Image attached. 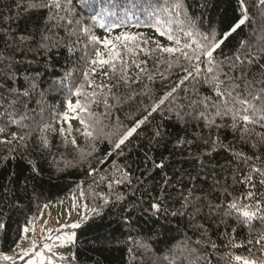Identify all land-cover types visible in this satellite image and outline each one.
Listing matches in <instances>:
<instances>
[{
	"label": "snow or ice",
	"instance_id": "1",
	"mask_svg": "<svg viewBox=\"0 0 264 264\" xmlns=\"http://www.w3.org/2000/svg\"><path fill=\"white\" fill-rule=\"evenodd\" d=\"M239 4L242 18L229 31L218 35L212 29L207 32L198 30L194 18L187 14L185 0H154L147 8L137 5L134 0L131 5L128 0H27L25 11L45 9L49 23L44 26V31L36 30L19 37L8 36L4 42L5 51L9 54L0 52V107L8 115L18 111L21 106L26 107L27 101L39 88L36 77H26V87L17 86L16 65L21 61L16 59V53L47 54L60 47L67 49L70 54L81 53L80 60L84 65L82 79H76L69 70L60 81L61 90L67 88L69 95L75 96L76 100L73 103L72 99H67V112L62 116L57 114L61 121L58 134L63 147L67 149L70 145L75 151L77 164L87 163L90 169L88 174L93 177L99 175L100 180L96 181L94 178L93 183L99 186L103 182L107 191L96 192L95 196L103 200L105 205L125 200L120 186L132 185L131 165L119 166L113 162L111 170L103 167L91 168V159L95 158L94 153L97 151L96 144L107 141L111 145L105 159L100 161L101 166L105 165L107 157L113 153L124 155L122 146L126 147V142H130V138L138 134L137 130L148 122L153 112H157L166 101H174L181 92L188 100V106L198 112L197 119L202 122L200 132L192 139L178 138L176 146H187L190 150L193 145H198L203 149L198 150L196 155V159L200 160L199 170L195 176L186 173L187 184L183 177L180 178L179 191L172 178L165 174L163 186L150 198L148 208L144 211H151L158 218L169 215L187 216L190 230L199 235L195 240L188 237L186 241L170 249L167 255L154 260L153 264H209L205 253L208 248L218 250V245L199 223L205 209L209 210L210 215L222 213L219 223H224L225 218L235 217L239 224L249 228L247 235L240 241L236 240V228L222 234L228 241L226 247L243 248L248 253L229 254L228 264H264V131H256L257 125L264 129V34L255 42L241 40L232 57L218 59L217 53L228 37L248 20L245 0H239ZM259 4L264 6V0H259ZM16 7L20 8L21 4L17 3ZM79 9L87 11L89 15L85 17ZM133 18L136 27H151L159 36L166 37L170 44L165 46L156 40L151 42L154 47H149V40L143 34L129 31L112 35L115 29L126 28ZM97 26L107 33L103 38L95 35L93 29ZM59 30L64 32L63 38L59 36ZM178 32L185 39L182 40ZM173 76L176 79L171 80L164 95L144 108L145 115L134 120L131 126L120 123L117 116V124L114 125L117 131H105L109 126L103 123L101 117H110L114 110L118 111L123 104L137 96H149L150 84L157 77L165 81ZM140 85L143 87L138 91L137 87ZM202 88H207L209 94L202 95ZM101 106L105 111L98 114L95 109ZM176 115L182 118L180 111ZM25 119V116H21L20 120L13 118L10 124L23 127L25 125L22 122ZM73 119L82 128L76 129V134L88 144L90 150L85 151L78 144L77 135H73ZM64 122L68 123L67 129L63 127ZM38 131L40 135L37 136V141L41 151L50 150L52 141L49 133L56 134L57 128L53 124L45 123ZM226 131H231L234 140L242 145L241 148L237 149L233 143L225 144L226 137L223 133ZM5 133L6 129L0 127V134ZM10 135L11 140H0V143L8 145L25 139L17 132H11ZM162 138L163 134L157 128L149 143H159ZM245 148L249 151H245ZM15 150L10 148L9 152ZM220 151L230 154L228 167L222 171L229 172L231 184L226 179L222 183L217 178L215 167L210 172L207 171L205 161L212 158L213 153ZM145 155V163L151 160L155 168L166 167L163 162L157 163L147 153ZM33 171H36L35 167ZM102 172L104 174L101 175ZM209 176L212 183L205 187ZM201 177L204 179L201 180ZM137 182L143 183L139 177ZM169 185L171 190L167 187ZM77 187L79 189L80 185ZM212 192L223 194L226 207L219 200L213 202L208 198ZM80 194L84 195L83 190ZM47 207V204L44 205V208ZM76 207L74 199L69 213ZM83 208L99 214L97 208H89L87 204ZM37 214H43L39 207ZM35 218L33 216L32 220H28L13 240L12 254L0 251V260L10 264H16L17 260L24 261L25 264H57V261L74 264V253L58 255L54 249L74 244L75 232L63 235L59 233L64 228H79L80 223L60 225L55 229V238L51 234L42 237L47 241L55 239L59 244L45 242L37 250L36 240L28 236L30 230L34 233V228L30 229L29 226ZM254 221L260 222L259 229L255 228ZM3 228L4 225L0 223V229ZM47 231L51 233L53 229ZM138 247L146 246L139 244Z\"/></svg>",
	"mask_w": 264,
	"mask_h": 264
},
{
	"label": "trees",
	"instance_id": "2",
	"mask_svg": "<svg viewBox=\"0 0 264 264\" xmlns=\"http://www.w3.org/2000/svg\"><path fill=\"white\" fill-rule=\"evenodd\" d=\"M128 2L131 5L132 0ZM134 2L147 8L154 0H134ZM245 2L248 8V20L217 50L218 59L232 57L241 40L255 42L264 34V6L259 4V0H245ZM17 3L21 4L20 8L16 7ZM185 4L188 16L194 18L201 32L212 29L218 35H223L242 18L239 0H185ZM26 6L27 0H0V52H4V55L9 54L5 51L4 42L8 36L19 37L36 30L44 31V26L49 23L47 10L25 11ZM79 10L85 17L89 15L87 11ZM135 23L133 18L126 28H117L112 35L129 31L143 34V37L149 40V47H154L151 42L156 40L165 46L170 44L166 37L159 36L151 27L143 25L136 27ZM173 27L178 28L177 25ZM93 31L101 38L107 34L98 26ZM177 34L182 40L185 39L179 32ZM59 36L64 37L62 30H59ZM100 48L103 51L102 45ZM80 55V52L70 54L64 47L53 49L47 54L16 53V59L21 61L16 65L17 86L26 87L25 78L36 77L39 88L27 101V106H21L12 115H8L5 109L0 107V127L6 129L5 134H0V140H11V132H17L25 137L23 141H14L8 145L0 143V223L4 225V228L0 229V251H8L14 247L13 240L20 234V230L28 220H32L33 216L36 217L33 223L40 219L42 215L37 214L38 207L44 212V205L59 203L76 187L75 200L82 205L87 204L89 208H97L99 214L86 211L87 219L75 229L74 264H153L154 260L167 255L170 249L186 241L188 237L195 240L199 235L190 230L187 216L169 215L166 218L163 216L158 218L153 216L151 211L144 209L148 208L150 198L154 197L163 186L165 174L176 183L178 191L181 190L178 183L181 177L187 184L186 173L195 176L200 168V160L196 159V155L198 150L203 149L198 145H193L190 150L187 146L178 148L176 142L178 138L192 139L200 132L202 122L197 119L198 112L188 106V100L181 92L176 95L174 101H166L157 112H153L148 122L137 130L138 134H134L130 142H126V147L122 146L124 155L113 153L112 156L107 157L105 165L101 166L100 161L105 159V154L111 150V145L107 141L97 143L95 158L91 159V168L103 167L111 170L114 162L119 166L131 165L132 172V185L120 186L125 200L105 205L103 200L95 196L96 192L107 191L103 182H100L99 186L93 183L94 178L96 181L100 180L99 175L90 176L87 163L78 165L75 151L70 145L65 149L58 134L61 121L57 114L62 116L67 112L65 103L67 99H72L73 103L76 100L75 96L69 95L67 88L61 90L60 81L69 70L76 79H82L81 71L84 65ZM175 79L176 77L173 76L170 80L162 81L157 77L150 84L149 96H137L134 100L123 104L118 111L114 110L110 117H101L103 123L109 126L105 131H117L114 127L117 124L115 119L117 116L120 123L131 126L134 120L146 114L145 107H149L154 100L164 95L171 80ZM142 87L143 85L138 86L137 90ZM201 94H209L207 88H202ZM95 111L99 114L105 109L101 106ZM177 111L181 112L182 118L176 115ZM21 116L26 117L22 122L25 126L10 124L11 119L20 120ZM45 123L53 124L57 128V133H49V139L52 141L51 149L41 151L37 136L40 135L39 127ZM71 125L73 135H77L76 129L82 130L79 125L72 122ZM63 127L67 129L68 123L64 122ZM157 128L163 134V138L159 143H149ZM256 131L261 132L264 129L257 125ZM223 136L226 137L225 144L233 143L237 149L242 147L234 140L231 131L224 132ZM77 141L85 151L90 150L88 144L78 135ZM10 148H15V152L10 153ZM244 150L249 151L248 148ZM146 153L157 163L163 162L166 167L155 168L151 160L145 163ZM229 155L225 151L213 153V157L205 163L207 171L210 172L215 167L217 178H220L222 183L226 179L231 184L229 172L222 171L228 167ZM5 157L8 158L4 159ZM33 167L36 171H33ZM138 177L143 181L142 184L137 182ZM211 183L212 178L209 176L205 187ZM78 185H80L79 189ZM167 187L171 190L170 185ZM81 190L83 196L80 194ZM208 198L213 202L219 200L226 207L222 193L212 192ZM220 215L222 213L210 215L209 210L205 209L199 220L211 240L218 245V250L208 248L205 253L209 264H217V262L228 264L229 254L248 255L246 249L226 247L228 241L222 234L236 228V240L240 241L247 235L249 228L239 224L235 217L225 218L224 223H219ZM253 224L256 229L261 227L259 221H254ZM139 244L146 247H138ZM129 249H132L131 253ZM0 264H10V262L0 260ZM16 264H25V262L17 260ZM57 264L62 262L57 261Z\"/></svg>",
	"mask_w": 264,
	"mask_h": 264
},
{
	"label": "rangeland",
	"instance_id": "3",
	"mask_svg": "<svg viewBox=\"0 0 264 264\" xmlns=\"http://www.w3.org/2000/svg\"><path fill=\"white\" fill-rule=\"evenodd\" d=\"M69 115L71 116L72 113H69ZM71 122L75 125L81 126L79 122L75 119L71 120ZM75 190L76 187L73 188L69 192V194L66 195L65 198L59 203L48 205V207L45 208L40 219L29 226L30 229L34 228V233L33 231L30 230L28 236L30 239L36 240L37 250H39L42 247L43 243L45 242L48 243L55 242L56 244H59V241H55V239H53V241H47L46 239H42V237H46L47 235L51 234L53 238H55V236L57 235L55 229L59 228L60 225L71 224L73 222H77L81 224L83 221L87 219L86 210L83 208V205L76 200L75 203L77 207L71 210V212L69 213V209L71 208L73 201L75 199L74 197ZM81 217H86V218L81 219ZM45 221H47V224H45ZM48 229H53V231L51 233H48L47 231ZM72 232H75V229L64 228L60 230L59 234L61 235L65 233L70 234ZM74 248H75V243L62 248L57 247L54 249V251H56L58 255L59 254L67 255L69 253H74ZM11 250L12 249L3 252L12 254Z\"/></svg>",
	"mask_w": 264,
	"mask_h": 264
}]
</instances>
